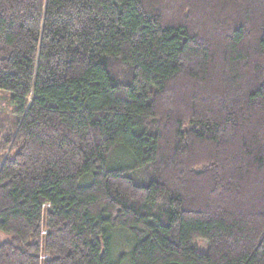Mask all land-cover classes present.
Listing matches in <instances>:
<instances>
[{"label": "trees", "instance_id": "16d2710c", "mask_svg": "<svg viewBox=\"0 0 264 264\" xmlns=\"http://www.w3.org/2000/svg\"><path fill=\"white\" fill-rule=\"evenodd\" d=\"M0 91V264H264V0H0Z\"/></svg>", "mask_w": 264, "mask_h": 264}, {"label": "rangeland", "instance_id": "374dc122", "mask_svg": "<svg viewBox=\"0 0 264 264\" xmlns=\"http://www.w3.org/2000/svg\"><path fill=\"white\" fill-rule=\"evenodd\" d=\"M8 93L5 91H0V116L6 115L8 113V110L11 108L9 105V100H8ZM113 160H111V163L113 164ZM117 234L114 240V256H117L120 252H127L128 251V246H129V234L128 232H124L121 230H117ZM7 236L2 235L0 233V240L5 239ZM196 248L198 252H205L206 250V244L201 241L197 240L196 241ZM123 264H127V262H123Z\"/></svg>", "mask_w": 264, "mask_h": 264}]
</instances>
